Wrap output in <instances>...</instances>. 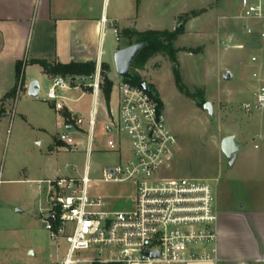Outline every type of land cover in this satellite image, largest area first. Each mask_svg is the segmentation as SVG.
Here are the masks:
<instances>
[{
    "label": "crops",
    "instance_id": "crops-1",
    "mask_svg": "<svg viewBox=\"0 0 264 264\" xmlns=\"http://www.w3.org/2000/svg\"><path fill=\"white\" fill-rule=\"evenodd\" d=\"M170 1L0 0V101L15 87L18 90L19 84L22 88L18 99L4 101L6 114L0 116L2 203L7 207L12 204L21 205L31 216L41 218L48 208L45 181L80 175L73 170L72 174L63 175L62 168H56V157L61 152L68 151L59 140L60 133H56V124L65 125L67 130L64 132L70 135L75 129L76 134L88 137L92 116L95 118L96 127L98 125L96 117L101 100L103 104L111 105L112 87L108 100L103 95L101 76V66L106 63L110 67L108 77L113 85L110 76L111 63L105 52L109 29L118 30L119 41L120 32L124 29L130 28L139 32L173 31L185 19V31L176 40L180 43L189 38V32L194 29V20L210 11L185 16L192 10L203 7L182 6L172 9ZM230 17V14H218V34L220 30L227 28ZM104 18L107 21L105 25ZM188 24L191 25L187 27ZM206 28L207 24L199 30ZM40 61L61 64L94 62L96 73L93 80L89 78L90 85L86 86L85 82L77 81L71 88L60 89L57 100L48 99L47 92L53 80L60 75L46 74L39 64ZM18 63L22 64L20 80L16 71ZM32 81L40 84L38 97L28 94ZM94 82L99 83L97 90L92 87ZM77 84L79 88L74 87ZM74 91L81 92L78 97L71 98L69 94ZM87 95L90 96L91 103L87 114H81L69 107V101L77 102ZM108 108L109 116L103 120L104 125L117 117L111 113L110 106ZM255 112L256 116L251 124V133L256 137L254 143H239L241 150L234 162L238 164L237 171L230 174L226 181H219L216 188L218 260L192 264H264V112ZM73 115L76 116V121H69ZM85 115L88 116V128H82L87 119ZM9 117L10 124L7 123ZM5 129H8L6 137ZM101 134L106 136L104 128ZM232 136L236 138L235 135ZM225 137L222 136V139ZM256 139L260 140V144L255 142ZM83 142L82 148L86 149L88 143ZM94 144L95 139L93 151ZM108 149L117 155L119 161L123 160L119 147ZM84 152L86 153L85 150ZM65 167L69 168L67 165Z\"/></svg>",
    "mask_w": 264,
    "mask_h": 264
},
{
    "label": "rangeland",
    "instance_id": "rangeland-1",
    "mask_svg": "<svg viewBox=\"0 0 264 264\" xmlns=\"http://www.w3.org/2000/svg\"><path fill=\"white\" fill-rule=\"evenodd\" d=\"M241 0H171L170 7L200 8L185 16L202 14L192 23L194 29L189 38L177 48L178 67L183 88L180 89L173 73L174 63L166 54H157L150 58L143 69L137 70L143 80L155 89L163 102L164 115L172 132L177 138L175 158L165 169L169 177L219 178L226 181L228 176L237 171V163L230 165L220 152L222 136H236L238 143H254L252 132L256 112L247 113L245 103H254L257 91L264 84V40L247 37L234 14L239 10ZM218 14H230L231 19L224 30L217 32ZM227 16V15H226ZM229 16V15H228ZM208 28L199 30L203 25ZM191 24H188L189 27ZM185 31V29H184ZM217 32V33H216ZM136 38H133L135 42ZM129 40L120 38L109 29L106 37V55L111 63L113 81V101L111 105L101 100L96 120L98 125L94 133V151L90 157V177L102 178L105 167L120 163L116 154L108 149V138L101 134L103 122L111 113L117 116L118 86L122 78L117 75L114 55ZM252 57L257 60L253 61ZM230 72L232 79L225 80L224 73ZM256 74V76H254ZM89 79L84 84L90 85ZM79 85V84H78ZM81 92V91H80ZM80 92H71L76 98ZM103 95L105 93L103 90ZM22 97V95H21ZM164 100V101H163ZM165 102V103H164ZM212 104L213 113L204 109V104ZM70 108L81 114H87L91 108L90 96L68 102ZM82 128H88V116ZM104 120V121H103ZM11 117L7 120L10 124ZM10 125H8V129ZM4 131V137L7 130ZM65 125L56 124V133L66 131ZM73 137L88 143V137L76 134ZM128 137L122 133V145L119 146L123 160L128 155ZM260 144V140L256 139ZM83 150V151H81ZM63 151L56 157V168H62V174H72L67 164L75 166L83 174L87 163V153ZM122 160V161H123ZM136 183L126 182H91L89 195L102 199L110 210H129L134 207ZM68 251V244L52 240L40 216H31L21 205H9L0 201V264H62ZM97 256L95 249L80 251L77 255L82 260H93ZM88 264V263H80Z\"/></svg>",
    "mask_w": 264,
    "mask_h": 264
},
{
    "label": "built area",
    "instance_id": "built-area-1",
    "mask_svg": "<svg viewBox=\"0 0 264 264\" xmlns=\"http://www.w3.org/2000/svg\"><path fill=\"white\" fill-rule=\"evenodd\" d=\"M233 18L241 24L245 36L264 40V0H241ZM106 22L104 18L103 24ZM114 32L119 33L117 29ZM252 60L257 58L252 57ZM73 83L76 82L70 77H56L47 92L48 99L57 100L59 90L71 88ZM74 87L79 88V85ZM92 87L97 90L99 83L94 82ZM118 89V114L105 123L104 134L112 149L122 145V133L127 135L125 159L105 167L102 178L90 177L89 156L93 152L96 127L92 116L83 174L45 181L48 208L41 219L52 240L68 244L62 264L217 262L219 178L166 176L165 169L175 158L177 138L167 124L164 110L155 97L138 84L122 79ZM21 93L19 84L15 100ZM243 106L248 113L264 112V84L258 88L256 101ZM76 119L73 115L68 120ZM59 140L71 152L80 151L82 147L68 132L60 133ZM67 166L77 171L75 166ZM93 181H134L137 185L134 207L110 210L102 199L89 195L88 187ZM89 249L96 250L95 259L77 257L80 251Z\"/></svg>",
    "mask_w": 264,
    "mask_h": 264
},
{
    "label": "trees",
    "instance_id": "trees-1",
    "mask_svg": "<svg viewBox=\"0 0 264 264\" xmlns=\"http://www.w3.org/2000/svg\"><path fill=\"white\" fill-rule=\"evenodd\" d=\"M184 29L185 27L182 28L177 27L173 31L146 30L143 32L132 30L130 28L122 30L119 35V41L120 38L129 40L124 47L138 42L146 43L141 53L136 57V59L131 64V71L134 75V79L132 80L124 79V80L130 82L133 85H137L139 81L143 80L141 74L137 70L143 69L150 58L154 57L157 54L163 53L166 54L174 63L173 73L175 76L176 84L180 89H182L183 86L181 83V75L177 60L178 50L177 48H175L174 43L179 37V35L184 33ZM133 38H136L135 42H133ZM39 64L42 66L46 74L60 75L64 77H70L71 79H73L74 77L91 78L96 73V63L94 62H86V63L72 62L68 64H61V63H50L47 61H40ZM16 71H17V78L18 80H20L21 72H22L21 63L17 64ZM109 71H110L109 65L103 63L101 66V76L103 79L104 93L108 100L112 87V82L109 80L108 77ZM16 95H17V87H15L12 91L6 94L5 97L2 99V101H0V116L6 114V109L3 106L4 101L7 99L16 98ZM153 96L157 100L160 108L163 109V102L160 99L158 93ZM91 264H118V263H113V262L101 263L99 261H93Z\"/></svg>",
    "mask_w": 264,
    "mask_h": 264
},
{
    "label": "water",
    "instance_id": "water-1",
    "mask_svg": "<svg viewBox=\"0 0 264 264\" xmlns=\"http://www.w3.org/2000/svg\"><path fill=\"white\" fill-rule=\"evenodd\" d=\"M185 19H182L178 25L179 28L184 27ZM146 43L144 42H138L133 43L129 46L123 47L121 49H118L114 55V62L116 67V72L119 77L122 79H134V75L131 71V64L136 59V57L141 53L143 48L145 47ZM90 79H94V76ZM224 79L230 80L232 79V74L230 72L224 73ZM89 78H80V77H74L72 79L73 82H87ZM138 87L142 90L146 91L147 93H150L152 95H156L157 91L150 87V85L145 81L141 80L138 83ZM40 84L38 81H32L28 87V94L32 97H38ZM204 109L209 111L211 114L213 113L212 104L210 102H206L204 104ZM241 150V145L236 141L234 136H227L223 138L221 141V152L225 156L227 162L230 165H233L236 157ZM155 256V255H153Z\"/></svg>",
    "mask_w": 264,
    "mask_h": 264
}]
</instances>
